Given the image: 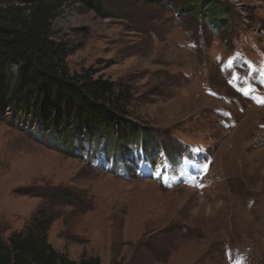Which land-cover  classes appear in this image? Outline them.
Listing matches in <instances>:
<instances>
[{"label": "rangeland", "instance_id": "rangeland-1", "mask_svg": "<svg viewBox=\"0 0 264 264\" xmlns=\"http://www.w3.org/2000/svg\"><path fill=\"white\" fill-rule=\"evenodd\" d=\"M201 2L103 0L102 14L66 0L52 21L70 72L128 89L144 142L83 132L58 148L8 107L20 69L4 72V242L43 208L47 241L77 262L264 264V0H216L215 23Z\"/></svg>", "mask_w": 264, "mask_h": 264}, {"label": "trees", "instance_id": "trees-1", "mask_svg": "<svg viewBox=\"0 0 264 264\" xmlns=\"http://www.w3.org/2000/svg\"><path fill=\"white\" fill-rule=\"evenodd\" d=\"M65 1L0 0V96L6 93L4 72L17 66L18 82L9 89L7 105L53 136L58 148L74 153L73 140L83 132L88 138L103 134L113 139L117 149L133 141L144 142L142 129L127 119L130 97L126 87L94 77L88 70L70 72L66 64L70 48L56 40L52 30V21ZM74 1L106 14L103 0ZM215 3L204 0L199 4L200 13L207 12L212 23L216 22ZM52 220L53 213L40 208L30 224L12 232L6 242L0 231V264H99L97 257H81L77 262L54 249L47 241Z\"/></svg>", "mask_w": 264, "mask_h": 264}, {"label": "bare ground", "instance_id": "bare-ground-1", "mask_svg": "<svg viewBox=\"0 0 264 264\" xmlns=\"http://www.w3.org/2000/svg\"><path fill=\"white\" fill-rule=\"evenodd\" d=\"M17 78H18V75H17V77H14V78L11 80V82L14 84V82L17 81ZM136 162H138V163H137V167H138L139 171H140V170L143 171V170L146 169V165H145V163H144L143 160H142V161H140V160H136Z\"/></svg>", "mask_w": 264, "mask_h": 264}, {"label": "snow or ice", "instance_id": "snow-or-ice-1", "mask_svg": "<svg viewBox=\"0 0 264 264\" xmlns=\"http://www.w3.org/2000/svg\"><path fill=\"white\" fill-rule=\"evenodd\" d=\"M261 103H264V100L260 101ZM202 186V185H201Z\"/></svg>", "mask_w": 264, "mask_h": 264}]
</instances>
